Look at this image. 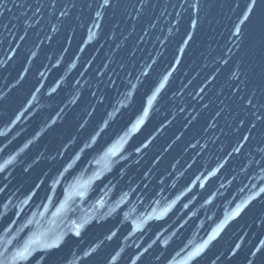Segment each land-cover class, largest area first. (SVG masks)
Returning a JSON list of instances; mask_svg holds the SVG:
<instances>
[{
  "label": "water",
  "instance_id": "1",
  "mask_svg": "<svg viewBox=\"0 0 264 264\" xmlns=\"http://www.w3.org/2000/svg\"><path fill=\"white\" fill-rule=\"evenodd\" d=\"M249 3L0 0V264H264Z\"/></svg>",
  "mask_w": 264,
  "mask_h": 264
},
{
  "label": "snow or ice",
  "instance_id": "2",
  "mask_svg": "<svg viewBox=\"0 0 264 264\" xmlns=\"http://www.w3.org/2000/svg\"><path fill=\"white\" fill-rule=\"evenodd\" d=\"M111 3V0H104V4L108 5ZM257 0H250V3L247 6V11L244 13L243 19L240 21L241 24H243L245 21H248L250 19L249 14L252 13L254 7L256 6ZM195 23V22H193ZM241 32V29L237 26L236 33L239 34ZM151 103V101H149ZM249 104L252 103L251 100L248 101ZM247 139V138H245ZM78 234V233H77ZM35 243V241H33ZM50 245L45 244L44 247H49ZM31 249V245H26L22 251L18 253L20 258H24L27 254H29Z\"/></svg>",
  "mask_w": 264,
  "mask_h": 264
}]
</instances>
